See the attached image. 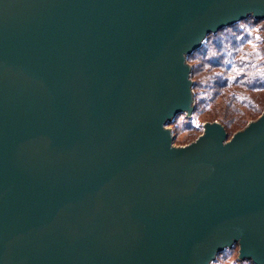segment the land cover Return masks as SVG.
<instances>
[{"label": "water", "instance_id": "water-1", "mask_svg": "<svg viewBox=\"0 0 264 264\" xmlns=\"http://www.w3.org/2000/svg\"><path fill=\"white\" fill-rule=\"evenodd\" d=\"M264 0H0V264H264V109L228 137L187 58Z\"/></svg>", "mask_w": 264, "mask_h": 264}, {"label": "trees", "instance_id": "trees-1", "mask_svg": "<svg viewBox=\"0 0 264 264\" xmlns=\"http://www.w3.org/2000/svg\"><path fill=\"white\" fill-rule=\"evenodd\" d=\"M187 60L192 67L193 114L218 120L230 137L262 112L264 20L248 17L209 34ZM236 263L254 264L238 259Z\"/></svg>", "mask_w": 264, "mask_h": 264}, {"label": "rangeland", "instance_id": "rangeland-1", "mask_svg": "<svg viewBox=\"0 0 264 264\" xmlns=\"http://www.w3.org/2000/svg\"><path fill=\"white\" fill-rule=\"evenodd\" d=\"M205 121H207L205 120V118H203L202 116H197L193 113L190 120L185 118V115L183 113L178 114L173 119V121L168 124V127L171 129L174 135V144L176 146H181L194 141L197 136L201 134V124ZM237 252L238 247H233L231 250H228L227 248V250L225 249L222 255L217 257L215 263L213 264H237Z\"/></svg>", "mask_w": 264, "mask_h": 264}]
</instances>
